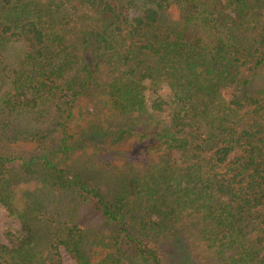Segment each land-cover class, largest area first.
I'll list each match as a JSON object with an SVG mask.
<instances>
[{
    "label": "trees",
    "instance_id": "obj_1",
    "mask_svg": "<svg viewBox=\"0 0 264 264\" xmlns=\"http://www.w3.org/2000/svg\"><path fill=\"white\" fill-rule=\"evenodd\" d=\"M0 203V264H264V0H0Z\"/></svg>",
    "mask_w": 264,
    "mask_h": 264
},
{
    "label": "rangeland",
    "instance_id": "obj_2",
    "mask_svg": "<svg viewBox=\"0 0 264 264\" xmlns=\"http://www.w3.org/2000/svg\"><path fill=\"white\" fill-rule=\"evenodd\" d=\"M22 232L23 229L19 218L12 215L6 206L0 203V244L16 240ZM62 258L63 264H77L65 249H62Z\"/></svg>",
    "mask_w": 264,
    "mask_h": 264
}]
</instances>
